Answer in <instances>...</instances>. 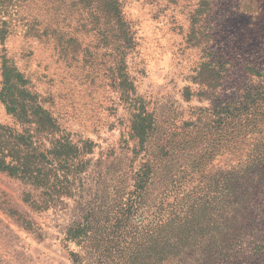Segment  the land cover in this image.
I'll list each match as a JSON object with an SVG mask.
<instances>
[{
  "label": "rangeland",
  "instance_id": "obj_1",
  "mask_svg": "<svg viewBox=\"0 0 264 264\" xmlns=\"http://www.w3.org/2000/svg\"><path fill=\"white\" fill-rule=\"evenodd\" d=\"M208 1L120 0L135 41L120 51L105 46L99 0L93 6L80 0H0V89L8 60L63 128L76 139L98 144L94 161L114 149L131 162L136 155L129 135L132 107L143 100L160 129L181 145L183 188L199 182L222 186L230 181L219 172L244 164L251 150L264 146V105L252 99L264 86V76L250 68L264 73V58L254 56L264 51V20L252 39L240 36L234 29L246 30L251 17L226 7V18L216 20L206 11ZM239 1L226 3L237 7ZM109 40H115L113 34ZM221 42L223 60L231 62L217 66L219 71H203L212 53L222 49ZM223 108L224 113H216ZM0 123L15 125L1 100ZM28 190L21 180L0 172V263L75 264L73 250L87 264L97 261L95 249L84 250L67 238L69 227L80 219V204L65 199L40 210L24 200ZM204 194L198 200L188 194L178 199L185 210L197 202L201 209L195 227H182L204 235L190 243L213 244L224 226L238 233L225 264H264L259 253H264V188L243 198L223 190ZM107 236L112 241L106 264H148V196L123 214Z\"/></svg>",
  "mask_w": 264,
  "mask_h": 264
},
{
  "label": "trees",
  "instance_id": "obj_2",
  "mask_svg": "<svg viewBox=\"0 0 264 264\" xmlns=\"http://www.w3.org/2000/svg\"><path fill=\"white\" fill-rule=\"evenodd\" d=\"M80 1L85 4L87 1L93 6L96 0ZM99 2L106 25L103 39L105 46L120 51L134 47V37L124 18L120 0ZM208 5L212 7L208 6L206 11L211 13L210 16L216 15V20L226 18L222 15L226 7L249 15L251 20L247 31L234 29L240 32V36H251L252 39L259 33L264 20L262 1L249 0L243 3L241 0L237 7H232L226 0H209ZM112 19L113 26L109 27ZM213 30L217 31L215 28ZM112 34L114 41L109 40ZM220 44L222 49L212 53V62H206L203 71H219L216 70L217 66L224 67L225 63L231 62L223 60L225 43ZM254 56L262 59L264 51ZM252 64L258 65L257 62ZM254 67L250 68L264 76ZM2 69L0 100L14 118L15 125L0 123V172L27 185L30 190L25 193L24 200L37 209H50L65 199L80 204L83 209L80 219L69 227L67 238L82 245L84 250L86 247L88 250L95 249L99 259L88 264L107 263L105 260L110 257L109 244L112 241L107 233L117 226L123 214L139 208L147 196L148 264H225L231 257L230 242L238 233L231 234L230 229L223 226L216 235L217 243H190L204 235L196 229L183 230L182 227H195V217L201 209L197 202L185 210L178 199H181V194H188L191 199L196 197L195 200H198L197 197H203V193L209 195L211 191L216 193L219 190L225 191L230 197L243 198L261 191L264 188V146L256 151L251 150L244 164L218 173L219 176L225 174L229 183L226 181L222 186L215 183L213 187L214 184L208 186L206 182L200 186L199 182L186 189L180 181L181 145L164 129H160L161 125H158L151 112H147L143 100L136 101L132 107L129 135L135 142L133 153L136 155L131 162L125 160L121 155L123 152L119 155L113 152L114 149L94 161L98 144L91 138L76 139L71 131L63 128L59 120L41 105L37 95L28 90V80L11 61L5 60ZM252 99L253 103L264 105L260 104L264 103V86ZM221 111L216 113L220 115L226 108ZM219 120L220 123L224 121ZM137 157L139 161L136 163L134 160ZM191 172V176L196 174L195 165ZM174 194L176 201H169ZM223 220L227 221V218ZM71 256L75 264H87L85 256L79 252L73 250Z\"/></svg>",
  "mask_w": 264,
  "mask_h": 264
}]
</instances>
